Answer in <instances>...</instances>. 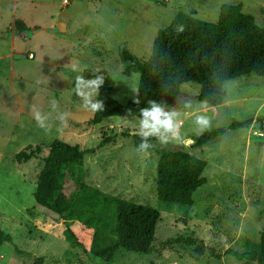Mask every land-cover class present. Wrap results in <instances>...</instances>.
Wrapping results in <instances>:
<instances>
[{
  "label": "rangeland",
  "instance_id": "obj_1",
  "mask_svg": "<svg viewBox=\"0 0 264 264\" xmlns=\"http://www.w3.org/2000/svg\"><path fill=\"white\" fill-rule=\"evenodd\" d=\"M61 2L0 0V13L7 17L17 5V14L43 28L51 21V14L58 20ZM90 2L85 11L69 19L65 32L55 34V40L48 36L17 38V50L33 44L39 53L32 61L15 55L12 83H0V232L13 240L0 246V264H31L32 257L16 254L15 248L42 258L44 264H255L237 262L230 256L215 259L213 254L227 249L247 251L259 243L264 231V77L248 75L226 82V101L220 107L199 103L197 84L181 86L172 109L183 121V142L169 143L206 162L203 176L207 184L195 192L192 206L159 201L156 153L138 152L131 138H121L123 132L138 133L140 117L115 116L90 124L93 112L82 107L72 83L85 69L110 75L116 84L113 96L124 103L136 94L138 74L127 77L122 73L120 45L125 44L137 58L148 59L157 32L169 26L177 14L193 12L200 20L215 23L223 4H241L242 11L252 14L264 27V0H167L165 7L146 0ZM28 29L32 31V27ZM75 45L74 54L82 60L69 62L63 52L65 48L73 51ZM62 61L70 65L57 68ZM53 100L61 103L58 113L51 106ZM189 101L191 106L185 107ZM33 108L49 117L50 131L37 126ZM61 112L70 114L66 126L57 119ZM197 115L209 116L211 129L227 128L250 118L253 122L249 128L227 129L215 142L196 148L193 144L201 135L194 123ZM113 135L117 137L115 143L85 159L86 182L67 219L36 206V180L52 140L88 149L97 147L102 137ZM188 140L194 142L188 144ZM35 145L41 147L36 158L22 164L15 161L17 153ZM119 198L160 212L155 246L169 239L179 242L150 254L119 250L111 263L87 257L78 242L89 252L117 242Z\"/></svg>",
  "mask_w": 264,
  "mask_h": 264
},
{
  "label": "trees",
  "instance_id": "obj_2",
  "mask_svg": "<svg viewBox=\"0 0 264 264\" xmlns=\"http://www.w3.org/2000/svg\"><path fill=\"white\" fill-rule=\"evenodd\" d=\"M166 6L167 0H146ZM15 28L27 31L21 21H15ZM182 28L183 31L178 29ZM36 29V27H35ZM118 57L122 73L130 77L138 74L137 89L139 105L134 103L136 94L126 102L118 101L113 92L115 81L104 75L105 83L99 90L97 100H102L104 111L93 113L90 124H100L109 117L137 116L149 101H156L166 109H172L181 93V86L194 83L200 87L196 100L208 107L223 106L226 101L225 83L248 75L264 77V27L259 26L252 14L244 13L241 4L220 6L215 23L202 21L195 13H179L169 26L157 32L148 59H139L125 44L118 47ZM100 74L96 70L85 69L79 76L85 79ZM76 79L72 83L75 89ZM253 120L234 122L227 128H213L205 131L193 146L203 148L218 140L227 129L249 128ZM121 138H131L137 150L141 143L138 133L120 134ZM115 135L102 137L97 147L82 149L60 139L49 144V150L36 180L34 200L36 206L53 216L67 219L85 185V159L101 148L116 142ZM154 145L151 151L157 155L156 197L168 205L192 206L195 192L207 184L203 176L206 162L191 154L184 147H174L170 143L161 144L156 138L149 141ZM40 145L28 146L15 155L19 164L36 158ZM160 212L148 205L119 198L116 202L117 242L95 252L87 251L82 243L77 246L92 259L111 263L119 250L138 254H150L171 248L178 240H165L155 246L156 224ZM68 231L70 228L67 227ZM72 237H76L72 234ZM10 235L0 232V246L12 243ZM16 254L32 257L31 264H44L40 257L31 256L15 248ZM230 256L237 262L263 264L264 231L259 243L247 251L227 249L223 254H213L215 259Z\"/></svg>",
  "mask_w": 264,
  "mask_h": 264
},
{
  "label": "clouds",
  "instance_id": "obj_3",
  "mask_svg": "<svg viewBox=\"0 0 264 264\" xmlns=\"http://www.w3.org/2000/svg\"><path fill=\"white\" fill-rule=\"evenodd\" d=\"M183 31L182 28L178 29ZM105 83V77L102 74L95 75L94 78L85 79L83 76L76 77L75 93L82 100V107L85 110L93 113L104 111V104L102 100H97L99 90ZM137 98L134 103L139 105V92L134 91ZM53 110H56L58 105L55 100L51 101ZM190 101L186 102L185 107H190ZM34 119L37 126L44 129L46 132L50 131L51 125L48 123L49 117L42 114L38 109L33 108ZM69 113H59L57 119L61 126H66L69 118ZM138 135L141 138V143L138 145L137 151L147 154L150 149L154 147L151 144L150 138H156L161 144H168L170 140H181V128L183 121L180 119V113L175 109H166L165 106L156 102L149 101L147 107L140 109L139 115ZM195 126L199 134L211 129L212 120L207 115H197L194 120ZM183 142V141H182ZM194 141L188 140L186 143L191 144Z\"/></svg>",
  "mask_w": 264,
  "mask_h": 264
},
{
  "label": "crops",
  "instance_id": "obj_4",
  "mask_svg": "<svg viewBox=\"0 0 264 264\" xmlns=\"http://www.w3.org/2000/svg\"><path fill=\"white\" fill-rule=\"evenodd\" d=\"M15 1H17V0H15ZM69 1L71 4L73 0H69ZM86 1H87V7H89L91 0H86ZM62 2H63V0H62ZM62 2H61V5L58 6V10H57L58 13H60L61 11L65 10L67 8V7H63ZM16 6L17 5H14L11 8L12 11L7 13V17L5 16L6 13H4V14L0 13V19L5 16L4 21H0L1 22L0 23V83H2V82L12 83V81L15 77V73L13 71V63L15 62V57H14L15 55H17V54L23 55L27 60L32 61V60H35L37 58V54L39 53V51H37L36 47H34L33 44H31L30 46H27L25 48V50H23V51L17 50V48H16L17 38L18 39L21 38V40H26V39H28L29 36H31L30 39H32V38L33 39L34 38H46L45 36H48L50 38V40H55L58 38L57 35H55V34H57V32H50L48 30V29H53L58 23V20L56 18H55V20L52 19L55 17V16H53V14H51V16H50L51 21L48 24H46L45 27L41 28L39 26H36L35 23L27 22V20L25 18H23L19 14H17V11L15 9ZM54 15H56V14H54ZM16 20L21 21L27 27V29L32 27V31H28L29 29L27 31H23V32L18 31L14 25ZM35 26H36V29H35ZM66 27H67V25H66ZM47 34H49V35H47ZM85 38L86 37H84V39ZM76 47H77L76 45H75V47H73V51H70L69 49L65 48L66 51L63 52V55L65 56V58L67 57L69 62L72 60H74L75 62L77 60H80V61L82 60L81 58L80 59L77 58L74 54ZM45 48H46V45L44 44L43 49L45 50ZM28 53L33 54V56H34L33 59L27 58ZM69 65H70V63L66 64V62L62 61V62H58L56 67L61 68V69H65ZM68 100H69V97L65 101H68ZM57 105H58V107L56 110L58 113L59 108L61 106V103L58 102ZM224 257L225 256H222L220 259L223 260ZM227 257H229V256H227ZM229 258H231V257H229Z\"/></svg>",
  "mask_w": 264,
  "mask_h": 264
},
{
  "label": "water",
  "instance_id": "obj_5",
  "mask_svg": "<svg viewBox=\"0 0 264 264\" xmlns=\"http://www.w3.org/2000/svg\"><path fill=\"white\" fill-rule=\"evenodd\" d=\"M87 9V1L85 0H73L72 3L63 11L59 13L58 23L53 29H48L50 32H65L66 24L72 15L85 11ZM62 219V218H60ZM264 264V256H263Z\"/></svg>",
  "mask_w": 264,
  "mask_h": 264
},
{
  "label": "built area",
  "instance_id": "obj_6",
  "mask_svg": "<svg viewBox=\"0 0 264 264\" xmlns=\"http://www.w3.org/2000/svg\"><path fill=\"white\" fill-rule=\"evenodd\" d=\"M62 4H63V7H68L69 6V4H70V1L69 0H63V2H62ZM33 54L32 53H28L27 54V58L28 59H33ZM261 135V134H260Z\"/></svg>",
  "mask_w": 264,
  "mask_h": 264
}]
</instances>
